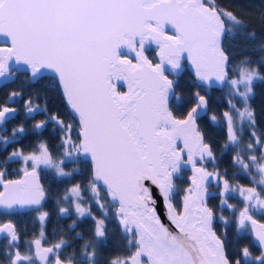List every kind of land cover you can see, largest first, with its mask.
Segmentation results:
<instances>
[{
    "label": "snow or ice",
    "instance_id": "1",
    "mask_svg": "<svg viewBox=\"0 0 264 264\" xmlns=\"http://www.w3.org/2000/svg\"><path fill=\"white\" fill-rule=\"evenodd\" d=\"M260 20L264 25V15ZM251 23L218 0H0V87L20 75L25 84L51 74L76 117L74 125L49 114L38 94L22 87L0 102V151L29 131L42 134L51 125L61 133L55 153L41 140L32 151L16 147L0 160V236L7 240L0 264H99L110 219L120 227L125 254L108 264H264V222L257 219L264 216V131L251 105L256 82H264V55L233 64L225 43L229 35L256 39ZM153 45L155 61L147 55ZM258 47L264 51V43ZM185 61L195 91L181 88ZM223 87L228 108L217 114L208 93ZM21 102L25 120L35 122L30 129L15 125L9 135ZM220 123L226 133L220 155L235 148L231 165L252 186L217 163L210 129ZM12 163L21 166L19 178H9ZM186 169L191 175L181 188ZM45 174L67 186L46 185ZM234 195L242 207L230 203ZM50 200L58 217H76L69 229L93 221L79 256L64 255L71 242L63 235L48 241ZM21 212L34 213L40 225L25 251L13 219Z\"/></svg>",
    "mask_w": 264,
    "mask_h": 264
},
{
    "label": "trees",
    "instance_id": "2",
    "mask_svg": "<svg viewBox=\"0 0 264 264\" xmlns=\"http://www.w3.org/2000/svg\"><path fill=\"white\" fill-rule=\"evenodd\" d=\"M218 3L223 7L229 10H235L236 12H244L248 14V19L251 20V28L254 29L257 33L256 39H248L242 35L231 36L229 35L226 38V46L229 48L230 53L232 54L233 64H239L241 60L245 57H251L253 60H258L262 55H264V51L259 49V45L264 43V25L261 24L260 17L264 15V0H218ZM154 49L151 48L147 50V55L150 59H155ZM261 72L264 73V68L261 69ZM194 79L192 78L190 71L185 68L184 72L181 74L180 85L182 89H191L195 91L192 87ZM27 94L36 93L38 94L39 103L41 105L47 104V109L49 114L56 112L65 120L72 122L74 125L76 124V118L69 113V109L67 108L64 98L62 97L61 91L57 84L56 78L48 75L47 78H42L39 81L28 82L25 83ZM255 97L251 100V105L255 109L256 117H257V124L261 131H264V82L258 81L256 82L255 88ZM210 105L211 109L215 113H220L223 110L228 108V104L226 102L227 92L225 87L223 88H215L210 93ZM5 98V95H0V101L2 102ZM236 103L239 105V101L237 100ZM35 121L31 118L25 120L24 113L19 111L17 118L12 121L8 125L7 134H11V128L18 124H25L27 128H31V125ZM61 133L59 130L53 131L51 125L43 131L42 134H37L34 132L29 131L28 135L22 139L20 143H14L5 151H0V160H2L8 152H10L13 148L20 147L25 150V152L32 151L36 148V145L39 141L43 140L46 141L50 147V149L55 153L57 151L56 146L59 144V136ZM210 136L213 141H215L216 153L218 156L217 163L220 165L222 169H228L229 177L234 176L235 180L238 181L241 185L251 186L252 181L248 178L246 173H243L238 167H234L231 165V156L234 154L235 148L232 151L227 152L225 155H220V145L226 140V133L222 123L211 126L210 129ZM249 132L247 128L243 133V140L245 143L249 140ZM20 164L19 163H12L9 167V178L16 177L21 175L20 173ZM208 167L211 169L212 165L209 163ZM189 171H185L183 177L179 180V184L181 188L187 187L188 185V177ZM45 177H50L45 174ZM51 179V177H50ZM52 181V179H51ZM53 182V181H52ZM76 181H72L75 183ZM58 187L62 190L65 186L64 184H59ZM87 199H91V194H88L87 191L84 193ZM103 195V193H102ZM183 195L180 192L176 200L174 201L177 205L180 203V197ZM211 203L216 205L218 203L217 199H213ZM230 203L236 204L238 207H242L241 199L238 195H234L233 198L230 200ZM46 209L51 212L50 219L46 225V232L50 234V236L55 237L56 232L58 235L68 236V238L73 239V247L77 249L80 244L84 243L88 238L92 236V225L93 221L91 218H84L78 222V227L75 230H63V228L58 229L57 224L60 220H58L56 206L54 201H49L46 204ZM93 212L96 213L97 216L99 215V209L96 207L95 204L92 205ZM228 211H225V215H228ZM56 216V218H55ZM4 215L0 214V219H4ZM262 222H264V216H257ZM22 229L21 238H29L34 237L36 232L39 229V224L35 221V214H25L19 213L13 216ZM90 223V227L88 228V223ZM82 225V226H81ZM85 227V228H84ZM219 228V225H217ZM109 228V241L107 242L106 247L101 249L100 255L101 258L99 260L109 262L113 257L124 255V248L125 243L123 240L122 233L120 231V227L118 223L114 219H110L108 223ZM91 229V230H89ZM55 230V231H54ZM79 231L83 235L78 237L76 236V232ZM90 232V233H89ZM6 240H0V259L3 258L4 246L6 245ZM242 243H248V240L245 239ZM256 246H253V251L256 252Z\"/></svg>",
    "mask_w": 264,
    "mask_h": 264
},
{
    "label": "flooded vegetation",
    "instance_id": "3",
    "mask_svg": "<svg viewBox=\"0 0 264 264\" xmlns=\"http://www.w3.org/2000/svg\"><path fill=\"white\" fill-rule=\"evenodd\" d=\"M27 79V77H26V75H20V77H19V80H17L15 83H10L9 84V86L8 87H0V95H5V98H6V96H7V93L9 92V91H11V90H13V89H16V88H18V87H22L23 89H24V92L26 93V91H27V88H26V85L25 84H21L20 83V81H24V80H26ZM34 82V81H33ZM36 82V81H35ZM5 98L3 99V101L5 100ZM2 101V102H3ZM1 102V101H0ZM22 110V112H23V105H22V102H21V104H20V111ZM24 113V112H23ZM38 118H41V117H38ZM13 178H16V177H13ZM44 183L46 184V185H48V184H50V183H53V186L54 187H60L59 185H55L54 184V182H52L51 181V179H50V177H45L44 178ZM88 194H90L89 192H88ZM92 199V198H91ZM48 210V209H47ZM56 211V210H55ZM100 211V210H99ZM21 213H23V212H21ZM99 215H102V212L100 211L99 212ZM55 218H56V216H55ZM72 219H76V217L73 215V216H71L70 218L69 217H58V220H60L58 223L59 224H57V226H58V229H61V228H63V230H70L69 229V224L71 223V221H72ZM37 223L39 224V222L37 221ZM90 223L91 222H89L88 223V228L90 227ZM82 226V225H81ZM39 228H40V225H39ZM85 228V227H84ZM91 228H93V225H92V227ZM71 230H75V228L74 229H71ZM89 230H91V229H89ZM58 232H56V236L55 237H51L50 236V234H47V232H46V235H47V239H48V241L49 242H54L55 240H57L61 235H58L57 234ZM90 233V232H89ZM39 234V229H38V231L36 232V234H35V236L36 235H38ZM33 237H29V238H24V239H22L21 238V241H20V247H21V250L22 251H25L26 250V244H25V241H27V240H31ZM64 238L65 239H67V240H69L71 243L69 244V246L66 248V249H64V255L65 256H67V255H71L72 254V252L75 250L76 251V253H77V256H79V250H80V246L83 244H80V246L77 248V249H75L74 247H73V239H71V238H68V236H64ZM89 239V238H88ZM0 240H6L5 238H0ZM7 241V240H6ZM84 242V241H83ZM45 246H47V245H45ZM99 258H101V255H100V257ZM99 264H108V262H106V261H103V259L102 260H99Z\"/></svg>",
    "mask_w": 264,
    "mask_h": 264
},
{
    "label": "water",
    "instance_id": "4",
    "mask_svg": "<svg viewBox=\"0 0 264 264\" xmlns=\"http://www.w3.org/2000/svg\"><path fill=\"white\" fill-rule=\"evenodd\" d=\"M154 49H155V51H156V53H155V56H156V59L158 58V52H157V50H156V48H155V46L153 45L152 46ZM185 66L187 67V69L190 71V73H191V76L194 78V75H193V70H192V68L190 67V66H188V62L186 61L185 62ZM49 75H51V74H49ZM48 76V75H47ZM51 76H53V75H51ZM53 77H55V76H53ZM195 79V78H194ZM57 81V80H56ZM57 84H58V86H59V89H60V91H61V94H62V97L64 98V102H65V104H66V106H67V108L69 109L68 111L75 117V115H74V113L72 112V110L70 109V106L68 105V103H67V101H66V99H65V97H64V95H63V93H62V90H61V88H60V85H59V83H58V81H57ZM121 88H122V90H125L124 88H123V86H121ZM76 118V117H75ZM187 170V169H186ZM188 171V170H187ZM190 172V171H189ZM190 175H191V172H190ZM16 178H19V176H17ZM13 179H15V178H13ZM153 195L156 197V199H157V211L160 213V215H161V219L164 221V223H168V219H167V217H166V215H165V208H164V205H163V202L161 201V198H160V196L158 195V193H157V191H156V189H153ZM0 238L2 239V238H4L3 236H0Z\"/></svg>",
    "mask_w": 264,
    "mask_h": 264
},
{
    "label": "rangeland",
    "instance_id": "5",
    "mask_svg": "<svg viewBox=\"0 0 264 264\" xmlns=\"http://www.w3.org/2000/svg\"><path fill=\"white\" fill-rule=\"evenodd\" d=\"M225 90H226V92H228V89H227V87H225ZM252 186V185H251ZM243 206V205H242Z\"/></svg>",
    "mask_w": 264,
    "mask_h": 264
}]
</instances>
